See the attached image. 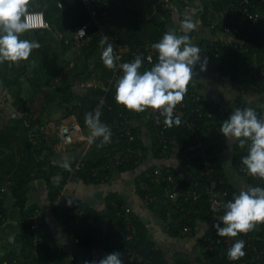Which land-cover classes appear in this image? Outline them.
Listing matches in <instances>:
<instances>
[{
  "label": "trees",
  "instance_id": "1",
  "mask_svg": "<svg viewBox=\"0 0 264 264\" xmlns=\"http://www.w3.org/2000/svg\"><path fill=\"white\" fill-rule=\"evenodd\" d=\"M176 1L182 6L185 5L183 0ZM200 1L201 18L204 24L213 25L216 22V14H220L216 24L220 28H223V21L226 26H236L235 23L241 19V13L237 10L232 11L231 8V5L237 4L239 0ZM159 2L151 1L146 4L144 10L139 9L131 13L125 1H111L110 19L105 25L108 33L120 35V42L128 47L125 63L134 61L133 53L136 50L140 49L141 52L146 53L144 50L146 45L159 42L169 29L177 33L171 21V9L163 8ZM250 2L257 6L263 18L256 24L244 20V30L235 34L234 44L231 45L233 47L222 50L223 53L230 50L229 58L232 57L234 60L224 62L212 56L216 52V47L220 48L222 45L220 42L204 44L202 53L212 59L219 71L231 80H238L240 72L244 71L245 77H249V80L262 84L264 82V75L261 74L264 68V4L261 0H250ZM154 4L155 8H153ZM31 10L42 11L50 28L28 30L20 38L36 41L40 44V48L33 49L27 61L0 63V86L11 94L13 106L22 115L5 124L0 102V151L3 152L0 155V227L7 221V199L11 196L14 199V207L20 210L23 231L21 253L9 254L4 259L16 260L17 264H59V258H55L59 250L53 244L51 231L46 225L45 218L42 221L39 238L42 239L40 247L45 249L46 255L38 261L34 256V236L30 234L29 218L37 208H26L27 191L30 183L41 179L47 185L48 199L53 213L59 217L64 231L73 235L81 247L102 249L105 254L119 251L123 264H169L160 246L150 236L146 225L132 209L129 213L126 212L129 205L117 195H109L105 200L108 213L106 229L101 227L99 213L95 209L80 201L62 198L64 187L74 179H80L86 185H98L107 182L114 172H132L141 165L147 156L148 149L142 140V126L133 125L136 120H142L143 126H146L152 134L155 157L165 158L169 152L165 153L160 144L158 131L162 123L158 124L146 119L150 109L136 113L116 102V83L122 76L118 74L107 93L106 105L101 117V122L111 130L113 143L108 147H105V144L103 147H98L101 140L96 139L84 158V166L72 179L68 168H61L52 163L51 155L54 151L51 145L56 143L57 139L54 131L50 130L46 117L55 121L53 124L55 127H59L63 120L74 118L85 129V114L93 113L100 97L105 94L107 80L112 77L113 72L106 68L101 60L103 51L100 45L101 37L92 26L88 28L90 36L88 42L81 45L73 43L74 32L79 27L89 24L90 21L81 0H29L28 11ZM125 11L128 18L126 23L122 18ZM56 31L61 34V37L56 35ZM142 61L143 64L139 70L141 72L149 70L157 63L158 55L152 62L145 59ZM76 82L94 83L95 86L77 92L74 88ZM192 93L195 92L188 86L186 94ZM185 103L186 107L183 110L196 124V128L200 129L206 159L201 156V150L195 148L192 132L180 125L173 126L166 131L169 148L171 150L176 139L181 158L189 157V169L196 183L190 185L173 169L163 168V172L176 178L181 193L195 192L200 194V199L194 202L180 197L176 203H173L165 198L163 184L158 186L149 178L155 168L149 169L136 180L137 193L146 202L148 209L155 212L166 223L171 237L181 239L194 236L197 221L224 215L225 208L215 211L211 209L206 194L211 187V181L216 182L215 192L223 198V205L240 193L228 182L217 157L218 144L223 137L220 128L222 122L228 118L227 113L218 106L205 104L202 100L200 103H192V99H188ZM197 107H201L202 116L193 112ZM58 111L61 115L53 116ZM255 111L258 116L264 117L260 110L255 109ZM34 129H36L37 137L32 139L30 131L35 132ZM124 129L131 131L134 141L130 142L127 138L121 137ZM209 129H212V133L206 136ZM249 146L250 142L240 147L237 140L234 146V167L249 186L264 188V178L250 175L241 162L242 157L248 154ZM126 154L128 158L116 168L105 169L106 165H113L117 157H123ZM207 161L213 168L211 177L204 172ZM145 184L149 188H144ZM7 187L8 190L2 193L1 189ZM223 192L226 193L224 197ZM157 195L159 196L156 200L152 201V198ZM56 201H59L58 206L55 205ZM68 204L80 207L82 216L78 222L75 221L77 214L74 210L63 207ZM258 225L260 227L258 231L252 230L246 235L238 234L237 237H219L215 228L212 227L196 243L195 263L264 264V256L259 259L252 247L248 246H254L258 251L263 250L264 222ZM220 226L223 227V224L220 223ZM238 239L245 241L246 254L239 260H229L227 251ZM229 242L232 244H228ZM101 258L103 257H94L86 261L88 264L93 262L98 264ZM174 262L175 264H192L186 258L177 255Z\"/></svg>",
  "mask_w": 264,
  "mask_h": 264
},
{
  "label": "crops",
  "instance_id": "2",
  "mask_svg": "<svg viewBox=\"0 0 264 264\" xmlns=\"http://www.w3.org/2000/svg\"><path fill=\"white\" fill-rule=\"evenodd\" d=\"M133 12L146 7L154 0H123ZM160 0H157L159 2ZM185 5L182 6L176 3V0H169V5L166 8L171 9V21L177 34H183L180 29L181 22L186 17H191L197 22L195 31L189 33L192 41L200 48L202 60L207 58L206 70L201 71L200 65L197 64L194 68L193 81L189 84L190 88L201 100L208 105L218 106L225 111L226 116L229 117L235 108L251 107L260 110L264 116V82L256 84L245 77L244 71L240 72L238 80H231L227 75L220 72L215 62L202 53L203 45L206 43H221L234 42L233 36L225 33L221 28L213 27L202 22L201 18V1L200 0H183ZM131 2V3H130ZM264 4V0H261ZM132 4V6L129 5ZM155 4L153 8H155ZM42 12V11H40ZM123 20L128 21L126 11L123 12ZM31 33V32H29ZM56 35L61 37V34L56 31ZM28 36V34H25ZM264 48V47H263ZM246 78V79H245ZM82 83V82H80ZM76 83H74V86ZM6 91V90H5ZM8 92V91H7ZM9 93V92H8ZM11 96V95H10ZM1 101V100H0ZM204 104V105H205ZM13 105V104H12ZM11 105V106H12ZM1 109L4 123H8L11 119H18L21 117L20 113L14 106L11 109L3 107ZM210 112V110L208 111ZM7 113V114H5ZM14 115V116H13ZM61 112L53 114V116H60ZM50 125L54 124V120L46 117ZM75 121L74 118L63 120L62 124ZM48 124V125H49ZM134 126L141 127L142 140L147 146L148 153L141 165L132 172L119 173L115 172L107 181L98 185H86L80 179H74L69 182L62 191V198L70 201H80L95 209L99 213V221L101 227L106 229L108 221V213L106 208V198L109 195H117L123 199L133 212L143 222L152 237V239L160 246L164 252L169 264H175V256L183 255L186 259H191L194 256V248L198 240L203 238L205 234L217 223H222L219 220L220 216H211L205 220H199L194 229V236L189 238H173L168 233V226L162 221L155 212H152L144 201L140 198L136 189L137 177L145 173L151 168H170L175 173L186 180L190 185H194L196 180L190 172L188 161L189 157L181 158L180 147L177 140L173 142V147L165 158L155 157L153 154V136L143 126V121H134ZM50 128V127H49ZM56 129L51 127L50 130ZM57 130V129H56ZM55 135L57 139V131ZM84 133L91 136L90 130L85 129ZM79 135L76 136L78 138ZM237 140L227 139L224 136L219 141V148L217 150V157L226 175L228 182L234 186L238 191H247L249 186L245 178L239 174L233 164L234 146ZM84 143L77 141L72 147H64L57 139L56 143L51 145L54 151L51 155L53 164L65 168L63 166L65 159L70 161V165L76 161L83 150ZM8 215L7 221L0 227V264L3 259L9 254L19 255L22 250V228H21V213L19 209L14 207V199L9 196L7 199ZM27 209L37 208L43 212L45 222L51 231L53 244L59 250L56 259L59 258V264H85L87 259L104 257L106 254L104 250L98 248L87 249L81 247L73 235L64 231L58 216H56L51 208L48 199V188L44 180H36L30 183L27 191ZM260 229L257 224L255 231ZM54 259V257H53Z\"/></svg>",
  "mask_w": 264,
  "mask_h": 264
},
{
  "label": "clouds",
  "instance_id": "3",
  "mask_svg": "<svg viewBox=\"0 0 264 264\" xmlns=\"http://www.w3.org/2000/svg\"><path fill=\"white\" fill-rule=\"evenodd\" d=\"M28 5L29 0H0V63L27 61L33 49L40 48L38 42L20 38L30 28L26 22ZM196 28L197 22L186 17L180 24L182 35L171 29L166 31L159 42L152 44L158 52V62L149 70L139 71L143 64L139 55L133 62L121 64L123 75L116 83V102L136 113L146 109L158 110L166 127L179 126L181 118L174 115V110L184 100L196 65H200L201 71H205L207 65V58L202 60L200 48L189 35ZM80 34L83 35V29ZM108 39L107 35H102L100 40L103 47L101 60L106 68L112 70L117 67V57ZM100 115L99 111L86 113L85 124L90 130V139L94 142L99 138L98 147H103L110 142L112 133L106 124L101 123ZM220 132L227 139L238 140L240 147L250 142L248 154L242 157L241 162L250 175L264 178V117L258 116L251 107L235 108L222 122ZM63 166L69 168L70 161L65 159ZM224 208V215L219 217L223 227L220 223L213 225L217 235H246L257 224L264 222V188L242 190ZM244 247V240H236L227 251L228 259L235 261L242 258L246 254ZM98 264H123V261L120 252L115 251L106 254Z\"/></svg>",
  "mask_w": 264,
  "mask_h": 264
},
{
  "label": "built area",
  "instance_id": "4",
  "mask_svg": "<svg viewBox=\"0 0 264 264\" xmlns=\"http://www.w3.org/2000/svg\"><path fill=\"white\" fill-rule=\"evenodd\" d=\"M112 0H81L83 6L85 7L87 13L89 14V24L87 25H83L81 27H79L75 32H74V36H73V43L75 45H81L83 43H86L90 40V36L88 35V28L90 26H92L95 30L98 36H100L102 38V35H107L108 36V43L112 44L113 49H114V54L117 57L116 59V64L117 67L113 70H111V72H113L112 77L110 79L107 80V86L105 88V94L102 95L98 101L97 106L95 107L93 113H95L96 111H99L101 113L100 115V121H101V117L103 115V108L106 105V100H107V93L109 92L110 86L113 85L114 83V79L116 77V75L121 74L123 75L122 69L120 68V65L125 63V55L126 53L129 51L127 46L122 45V43L120 42V35L118 34H110L107 32L106 29V21H108L110 19V13L112 10V4H111ZM161 4V6L163 8L168 7L169 5V0H160L159 2ZM232 11L233 10H237L239 11V13H241V19L238 20L235 24L236 26H226L225 22H222V27L221 28L225 33H227L228 35L233 36V38L235 39V34H237L238 32L244 30L243 27V21L244 20H249L251 21L253 24L259 23L262 20V14L260 13V11L257 9V6L255 4H252L250 2V0H239L236 3H233L231 5ZM219 15L220 14H216V22L213 23V27H218L216 24H218L219 21ZM26 22L29 23L30 28L29 31H34V30H46L50 28V24L47 22L43 12L40 11H28L27 15H26ZM221 22V20H220ZM220 28V27H218ZM83 29V35L80 34L81 30ZM220 44V48L216 47V52L215 54H212V56L216 59H220L221 61L224 62H228V60H234L232 57L229 58L230 56V50L227 52L223 53V49L226 48H232L234 44V42H221ZM243 49V47H241ZM145 52H141L142 50H136L133 53V56H141L142 59H145L149 62L153 61V58L158 55V52L152 48V45L150 43H148L145 47ZM245 50V49H244ZM264 64V63H263ZM261 74L264 75V68L261 71ZM83 89H86L87 87L90 86H95L94 83H88L87 86H85V84L82 85ZM86 87V88H84ZM188 99H192V103H200L201 102V97L199 95H197L196 93H192V94H185L184 100L178 104L174 110V115H179L181 118V124L180 126L183 127L184 129H188L189 131L192 132L193 134V141H194V146L196 149H200L201 150V156L203 157V159H206L205 154H204V142L202 141V135L200 133V129L196 128V124H194L190 117L186 114V112L183 110L186 107V103L185 101ZM194 113L198 114L199 116H202L201 113V107H197L194 111ZM146 119L148 120H152L154 122H157L159 120V123H162L161 129L160 131H158L159 133V137H160V144L163 148V151H165V153H168L170 151L169 148V142L168 139L166 137V131L168 130L169 127H166L164 124V117L159 115V111L158 110H153L150 109L148 115L146 116ZM102 123V122H101ZM158 123V124H159ZM85 129H88V127L86 126ZM80 124L77 121H72L69 122L67 124H62L58 127V132H57V139L66 147H72L74 146V142H75V136L79 135V140L82 141L84 143L83 146V150L80 153V156L76 159V161L68 168L69 173L71 174V179L75 178L78 171L84 166V158L87 154V152L91 149L92 145H93V141L90 139V136L88 137L85 133L84 130ZM35 132L30 131V137L32 139H35L37 137V133H36V129H34ZM212 133V129H209L208 132L206 133V136H209V134ZM121 137H125L127 138L130 142L134 141V136L131 133L130 130L128 129H124L122 131ZM112 139L110 140L109 143L105 144V147H108L109 145H111ZM130 152V151H129ZM128 158V154L124 155L123 157H117L114 160L113 165H106L105 169L107 170H111L112 168H116L118 165H120L122 163V161ZM163 168L162 167H157L154 170V173L149 175V178L154 180L155 183L159 186L161 184H163V192H164V196L165 198L169 199L170 201H172L173 203H176L178 201V199L180 197H184L186 200H193L194 202H197L200 199V194H197L195 192H186L184 191L183 193H181L182 191L180 190V185L179 183L176 181V178L171 175V174H165L163 172ZM167 172V171H166ZM204 172L206 175L210 176L213 173V168L210 164L209 161L206 162L205 166H204ZM106 180V178H105ZM144 188H149L147 187V184H145L143 186ZM216 182L213 180L211 181V187L208 190V192L206 193L208 198H209V203L211 206L212 210H219V209H223L224 205L222 203L223 198H220V196L215 192L216 190ZM8 190L7 188H2L1 191L2 193H5ZM160 195V194H159ZM154 196L152 198V201L156 200V198L159 196ZM222 196H226V193L223 192ZM144 203L146 204V202L144 201ZM55 205L58 206L59 205V201L55 202ZM64 208H69L74 210V212L77 214L75 221L78 222L81 219L82 216V211L80 209V207L75 206L74 204H68V206H63ZM62 207V208H63ZM131 210V208H126V212L129 213ZM43 212L41 210H36L32 216L29 218L30 222H31V227H30V234L32 236H34V256L36 257L37 261L40 260L41 258H44V256L46 255V251L45 249H42L40 247V243L42 242V239H40L39 237V232L42 228V221H43ZM264 238V237H263ZM255 240H261V239H255ZM249 247H252V250L255 254H257V257L259 259L263 258L264 256V239H263V250L258 251L256 248H254V246L248 245ZM2 264H17L16 260H7V259H3Z\"/></svg>",
  "mask_w": 264,
  "mask_h": 264
},
{
  "label": "rangeland",
  "instance_id": "5",
  "mask_svg": "<svg viewBox=\"0 0 264 264\" xmlns=\"http://www.w3.org/2000/svg\"><path fill=\"white\" fill-rule=\"evenodd\" d=\"M131 3V2H130ZM129 3V5L130 6H132V4H130ZM70 56V54L68 55V57ZM83 84H85V86H87L88 85V83H84V82H82V83H79V82H76V85L74 86V88L76 89V91L77 92H81V90H84L83 89ZM84 88H86V87H84ZM11 94H9L7 91H5V90H3L2 88H1V86H0V102L2 103V107H3V113H4V111H5V108H10L11 109V107L13 106L12 104H13V98H12V96H10ZM12 105V106H11ZM15 107V106H14ZM16 108V107H15ZM13 112H14V110L13 109H11ZM148 112V111H147ZM5 114H7V113H5ZM14 116V115H13ZM22 116V115H21ZM51 120H52V118H51ZM69 123V122H68ZM49 127L51 128V127H53V128H56V129H52L54 132V134H55V130L58 132V127H55L54 125H50L49 124ZM57 134V133H56ZM77 136V135H76ZM76 136L74 137L75 138V142L74 143H76L77 141H80L79 140V138H76ZM88 136V135H87ZM89 137V136H88ZM64 146V145H63ZM64 147H66V146H64ZM74 163V162H73ZM72 163V164H73ZM71 164V165H72ZM70 165V166H71ZM115 170V169H114ZM114 172V171H113ZM115 173V172H114ZM113 173V174H114ZM40 210V209H39ZM43 218H45L44 216H43ZM228 244H232V243H228ZM180 256H182V257H184L183 255H180ZM195 255L193 256V257H191V259H187V260H189L192 264H196L195 263ZM171 264H173L172 262H171Z\"/></svg>",
  "mask_w": 264,
  "mask_h": 264
},
{
  "label": "water",
  "instance_id": "6",
  "mask_svg": "<svg viewBox=\"0 0 264 264\" xmlns=\"http://www.w3.org/2000/svg\"><path fill=\"white\" fill-rule=\"evenodd\" d=\"M3 152L2 151H0V155L2 154Z\"/></svg>",
  "mask_w": 264,
  "mask_h": 264
}]
</instances>
